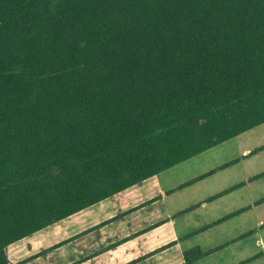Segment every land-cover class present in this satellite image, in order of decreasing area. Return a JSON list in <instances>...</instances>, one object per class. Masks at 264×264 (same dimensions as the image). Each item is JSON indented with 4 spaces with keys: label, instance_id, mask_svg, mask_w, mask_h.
<instances>
[{
    "label": "trees",
    "instance_id": "trees-1",
    "mask_svg": "<svg viewBox=\"0 0 264 264\" xmlns=\"http://www.w3.org/2000/svg\"><path fill=\"white\" fill-rule=\"evenodd\" d=\"M262 124L264 0H0V264Z\"/></svg>",
    "mask_w": 264,
    "mask_h": 264
},
{
    "label": "crops",
    "instance_id": "crops-1",
    "mask_svg": "<svg viewBox=\"0 0 264 264\" xmlns=\"http://www.w3.org/2000/svg\"><path fill=\"white\" fill-rule=\"evenodd\" d=\"M234 140L238 150L226 155ZM181 167L187 177L175 172ZM191 251L203 257L190 264H264V124L10 245L6 254L10 264H187Z\"/></svg>",
    "mask_w": 264,
    "mask_h": 264
},
{
    "label": "rangeland",
    "instance_id": "rangeland-1",
    "mask_svg": "<svg viewBox=\"0 0 264 264\" xmlns=\"http://www.w3.org/2000/svg\"><path fill=\"white\" fill-rule=\"evenodd\" d=\"M239 140H241V138L239 139ZM225 146H228V151H227V153H226V155H228V154H232V153H234V152H236L237 150H238V148H239V146L240 145H237V140H234V141H231L230 143H228V144H226ZM221 156H224L225 154H220ZM201 160L202 159H197V160H195V161H193V162H201ZM210 161H212V160H207L206 159V161H205V163H204V165L205 166H208L209 164H210ZM201 166H202V164H201ZM182 170H184L183 171V173L180 175V177H182L184 174H186V177H187V173H186V169H184V167H181V169H177V170H175V172L178 174V173H181L182 172ZM169 176V175H168ZM163 178H165V177H163ZM178 178V177H177ZM72 222H73V220H72ZM64 224H65V221L64 222H62L61 223V225H59V227L58 228H63L64 227ZM25 244V243H24ZM25 246V245H24ZM15 246H13V249L11 250L12 252L15 250ZM28 249V248H27ZM26 250V249H25Z\"/></svg>",
    "mask_w": 264,
    "mask_h": 264
}]
</instances>
